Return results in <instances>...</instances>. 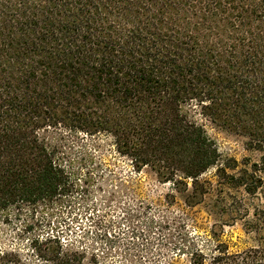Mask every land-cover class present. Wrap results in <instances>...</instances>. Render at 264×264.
<instances>
[{"label": "trees", "instance_id": "obj_1", "mask_svg": "<svg viewBox=\"0 0 264 264\" xmlns=\"http://www.w3.org/2000/svg\"><path fill=\"white\" fill-rule=\"evenodd\" d=\"M197 116L257 160L222 159ZM50 131L107 134L187 205L213 194L251 244L213 234L189 264H264V0H0V211L72 189Z\"/></svg>", "mask_w": 264, "mask_h": 264}, {"label": "rangeland", "instance_id": "obj_2", "mask_svg": "<svg viewBox=\"0 0 264 264\" xmlns=\"http://www.w3.org/2000/svg\"><path fill=\"white\" fill-rule=\"evenodd\" d=\"M197 120L222 159L257 160L244 137ZM46 138L73 187L54 201L0 211V252L11 261L55 264L63 251L77 254V264H189L190 248H205L213 234L231 251L251 244L239 221L220 229L213 194L187 205L185 194L160 182L149 167L135 171L107 134L50 131ZM206 177L215 186L213 171Z\"/></svg>", "mask_w": 264, "mask_h": 264}]
</instances>
